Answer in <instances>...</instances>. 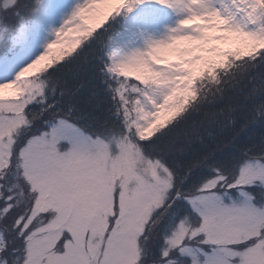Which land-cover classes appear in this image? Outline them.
<instances>
[{"label":"snow or ice","instance_id":"obj_1","mask_svg":"<svg viewBox=\"0 0 264 264\" xmlns=\"http://www.w3.org/2000/svg\"><path fill=\"white\" fill-rule=\"evenodd\" d=\"M0 264H264V0H0Z\"/></svg>","mask_w":264,"mask_h":264},{"label":"rangeland","instance_id":"obj_2","mask_svg":"<svg viewBox=\"0 0 264 264\" xmlns=\"http://www.w3.org/2000/svg\"><path fill=\"white\" fill-rule=\"evenodd\" d=\"M74 35H75V34L70 35V36L67 38V40L70 41ZM12 92H13L12 89H6V90H5V96H9V95H11Z\"/></svg>","mask_w":264,"mask_h":264}]
</instances>
